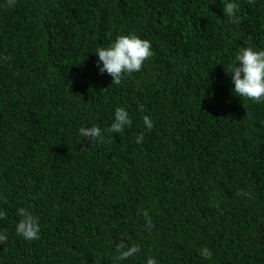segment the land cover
Here are the masks:
<instances>
[{
	"label": "trees",
	"instance_id": "trees-1",
	"mask_svg": "<svg viewBox=\"0 0 264 264\" xmlns=\"http://www.w3.org/2000/svg\"><path fill=\"white\" fill-rule=\"evenodd\" d=\"M133 34L153 55L112 84L96 51ZM247 47L264 0H0V264H114L122 240L141 251L115 264H264V100L226 71ZM117 107L132 125L109 133Z\"/></svg>",
	"mask_w": 264,
	"mask_h": 264
},
{
	"label": "clouds",
	"instance_id": "clouds-1",
	"mask_svg": "<svg viewBox=\"0 0 264 264\" xmlns=\"http://www.w3.org/2000/svg\"><path fill=\"white\" fill-rule=\"evenodd\" d=\"M15 0H7L9 7L14 6ZM253 0H249L252 3ZM239 11V5L235 2H227L224 5L225 16L230 18L233 24H239L241 22L240 17L237 15ZM98 55L97 67L102 62L103 67H99L100 73H108L112 76V84L119 85L122 78L127 74L130 75L134 72L141 71L144 62L147 61L152 55L151 42L147 39H142L137 35H121L118 36L115 42L107 48H99L96 51ZM237 64H234L226 68L227 73L231 77L234 83V94L259 103L264 100V50L256 51L251 47L242 49L236 56ZM143 111V106H140ZM144 125L148 131L153 128V121L147 115L143 117ZM132 120L129 117V113L123 107H117L115 109L114 120L110 127L107 129L109 133H121L125 127H131ZM81 137L86 138L89 141L95 142L98 139L103 142L102 130L98 126L90 128L81 127L79 129ZM144 135L140 134L136 138V143H142ZM140 213L138 212V215ZM145 218V228L151 230L155 225L152 223L151 217L147 210L143 211ZM17 215L20 217L16 224V233L22 236L25 240H38L40 238V225L38 218L34 217L31 212L21 207L17 209ZM7 213L0 211V219H6ZM7 240L5 234L0 233V243H4ZM116 251L118 255L113 257L114 264L116 261H125L131 257L136 256L141 251V248L137 244L129 246L123 240L117 245ZM200 256L205 259L212 258V252L207 248H203L200 251ZM146 264H157V261L153 257H149L146 260Z\"/></svg>",
	"mask_w": 264,
	"mask_h": 264
}]
</instances>
